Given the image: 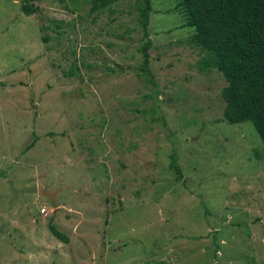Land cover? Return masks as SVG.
Here are the masks:
<instances>
[{
	"label": "rangeland",
	"instance_id": "1",
	"mask_svg": "<svg viewBox=\"0 0 264 264\" xmlns=\"http://www.w3.org/2000/svg\"><path fill=\"white\" fill-rule=\"evenodd\" d=\"M138 1L0 0V264L264 261L260 137L179 0H150L147 79Z\"/></svg>",
	"mask_w": 264,
	"mask_h": 264
},
{
	"label": "trees",
	"instance_id": "2",
	"mask_svg": "<svg viewBox=\"0 0 264 264\" xmlns=\"http://www.w3.org/2000/svg\"><path fill=\"white\" fill-rule=\"evenodd\" d=\"M31 0H23L21 10L30 15L37 10ZM116 0H91L92 10H102ZM186 14L185 25L193 28L189 43L205 52L201 70L218 69L227 80L221 90L224 100L223 119L236 124L249 121L257 131L264 148V0H179ZM138 10L145 41L142 44L140 71L147 79L149 69L148 22L150 0H139ZM36 136L26 145L32 147ZM170 165L181 176L171 154ZM50 232L63 242L68 237L49 221ZM257 264H264L263 262Z\"/></svg>",
	"mask_w": 264,
	"mask_h": 264
},
{
	"label": "water",
	"instance_id": "3",
	"mask_svg": "<svg viewBox=\"0 0 264 264\" xmlns=\"http://www.w3.org/2000/svg\"><path fill=\"white\" fill-rule=\"evenodd\" d=\"M42 193H44L50 200H53L54 192L47 191L44 189Z\"/></svg>",
	"mask_w": 264,
	"mask_h": 264
}]
</instances>
